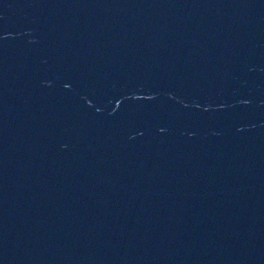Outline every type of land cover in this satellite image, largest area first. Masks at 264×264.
<instances>
[{
	"label": "water",
	"instance_id": "obj_1",
	"mask_svg": "<svg viewBox=\"0 0 264 264\" xmlns=\"http://www.w3.org/2000/svg\"><path fill=\"white\" fill-rule=\"evenodd\" d=\"M0 264H264V0H0Z\"/></svg>",
	"mask_w": 264,
	"mask_h": 264
}]
</instances>
